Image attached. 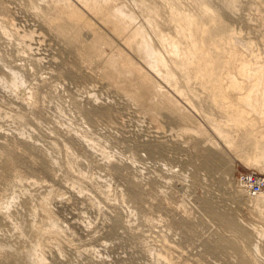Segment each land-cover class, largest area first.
Wrapping results in <instances>:
<instances>
[{"label":"rangeland","instance_id":"1","mask_svg":"<svg viewBox=\"0 0 264 264\" xmlns=\"http://www.w3.org/2000/svg\"><path fill=\"white\" fill-rule=\"evenodd\" d=\"M237 1L0 0V264H264V193L236 182L264 175V77L236 101L264 67V0Z\"/></svg>","mask_w":264,"mask_h":264},{"label":"bare ground","instance_id":"2","mask_svg":"<svg viewBox=\"0 0 264 264\" xmlns=\"http://www.w3.org/2000/svg\"><path fill=\"white\" fill-rule=\"evenodd\" d=\"M237 0H230V4H235ZM238 2V1H237ZM65 3V2H63ZM60 4V3H59ZM65 5H63L64 7ZM66 6L68 8V16L70 18H73L75 19L76 21H82L81 19V16H80V13L77 12L76 10H74L73 8H71L69 5H67L66 3ZM86 8H88L92 13H94V15L96 14L97 16H99L98 14L100 13L97 9L95 8H91L89 7L88 5H85ZM96 10V12H95ZM88 11V10H87ZM99 12V13H98ZM205 14H207L206 10L203 11ZM101 14V13H100ZM102 15V14H101ZM105 19V21L107 23H110L113 27L117 26L118 23L121 22V16L118 12H114L113 14H111V16H105V15H102ZM102 17V18H103ZM100 20V19H99ZM76 21H74L76 23ZM103 22H105L104 20H102ZM106 24V23H105ZM87 25V24H86ZM101 25H104L103 23ZM90 31V30H89ZM93 31H91L92 33ZM95 34V33H94ZM97 34V33H96ZM98 36V34H97ZM164 37V36H163ZM161 38V36H160ZM165 38V37H164ZM106 39V38H105ZM169 39V38H168ZM102 41V38L99 36L97 37V39H94V42H93V46L94 47H100L99 44L100 42ZM104 41V40H103ZM174 41V40H173ZM173 41H166L161 39L159 40V43L162 45V46H166L168 47V54L171 58H174V59H179L181 58L182 56L184 57V60H185V55L184 54H181L180 53V50L178 48V45L173 42ZM123 42V41H122ZM103 43V42H102ZM108 44L109 42H106L105 41V44ZM121 46L123 48H128L130 50V48L134 49L135 52L138 54L137 56L139 57V59H143L145 60L144 62H146V65L148 66V68L150 69V71L152 72H155L156 73V69L158 67H161L163 68L164 67V64H163V61L159 58V56L155 53V51L152 49V47L150 45H148L147 43L143 42L141 37H140V34L139 33H133L132 35H130L126 40H124V45L121 44ZM131 49V50H132ZM119 50V49H118ZM117 50V51H118ZM132 50V51H134ZM131 51V52H132ZM121 53V51L119 50L118 54ZM134 53V52H133ZM122 54V53H121ZM124 54V53H123ZM114 56V55H113ZM116 56V55H115ZM119 56V55H117ZM116 56V58H117ZM123 56V55H122ZM125 56V54H124ZM123 56V57H124ZM120 57V56H119ZM118 57V58H119ZM126 57H124V60H125ZM122 59V58H121ZM120 59V60H121ZM120 60L118 61L117 59V62H119L121 65L122 62H125L124 60L122 62H120ZM127 60V59H126ZM181 60V59H180ZM116 61V60H115ZM114 60H109L108 59V68H110L111 70H113V72H118V70H116V68L118 67H115V65L117 64V62H115ZM126 63V62H125ZM119 65V64H118ZM120 66V65H119ZM127 70H131L130 73H133L135 74V76H132L135 77L137 80H138V83L141 84V90H145V89H151L154 90L155 89V86L153 85L152 86V79L148 76L147 73H144L145 71H142L141 69H139L138 67H135L133 65H131V63H129L127 61V64H125V66L123 65V68L122 70L119 71V73L117 74H125V72H127ZM111 72V71H110ZM202 72H205V70H201L199 69V73H202ZM112 73V72H111ZM239 73L242 77H247V73L244 72L243 69H239ZM116 73L114 74V77L115 75H117ZM113 75V73H112ZM126 75V74H125ZM128 75V73H127ZM126 75V76H127ZM121 76V75H120ZM118 77V76H117ZM125 76H123L124 78ZM131 77V76H130ZM133 77H131L130 79H132ZM264 77V67H261L257 70L254 71V75L252 76V78L254 79V83L251 87H249V90L247 91V93L245 94L244 97H241V98H237L236 101L237 102H240L239 104H248L251 102V99H252V93H253V90L255 89H258L260 88V81L261 79ZM122 78V79H123ZM128 78V76H127ZM127 78H124L126 80H128ZM135 80V79H134ZM136 80V81H137ZM131 81V80H129ZM217 89L219 90V97L216 99H214L213 101V104L214 106H217V107H222L224 106L225 104V101L227 100L226 99V93L222 91L221 87L217 86ZM229 89H231L233 92L235 91H238L239 89H241V86L236 83L235 81L229 83ZM228 89V90H229ZM225 90V89H224ZM229 92V91H228ZM228 118L231 120V122L235 125L237 124H240V123H246L247 122V114L245 111L243 110H240V109H231L230 111L228 110ZM260 162V161H264V152L260 154V156L258 157L257 159V162Z\"/></svg>","mask_w":264,"mask_h":264},{"label":"built area","instance_id":"3","mask_svg":"<svg viewBox=\"0 0 264 264\" xmlns=\"http://www.w3.org/2000/svg\"><path fill=\"white\" fill-rule=\"evenodd\" d=\"M236 182L247 198H254L264 193V175L255 171L239 174Z\"/></svg>","mask_w":264,"mask_h":264}]
</instances>
